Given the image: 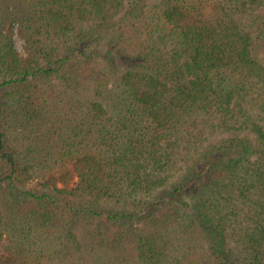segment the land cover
Returning <instances> with one entry per match:
<instances>
[{
    "label": "trees",
    "instance_id": "obj_1",
    "mask_svg": "<svg viewBox=\"0 0 264 264\" xmlns=\"http://www.w3.org/2000/svg\"><path fill=\"white\" fill-rule=\"evenodd\" d=\"M0 264H264V0H0Z\"/></svg>",
    "mask_w": 264,
    "mask_h": 264
},
{
    "label": "rangeland",
    "instance_id": "obj_2",
    "mask_svg": "<svg viewBox=\"0 0 264 264\" xmlns=\"http://www.w3.org/2000/svg\"><path fill=\"white\" fill-rule=\"evenodd\" d=\"M15 43H16V47L18 48V50L23 55H25V49H24V44H23L22 40L19 37H17L16 40H15Z\"/></svg>",
    "mask_w": 264,
    "mask_h": 264
}]
</instances>
